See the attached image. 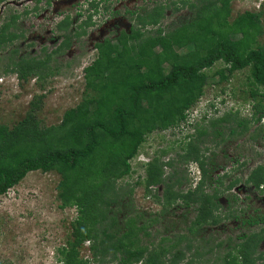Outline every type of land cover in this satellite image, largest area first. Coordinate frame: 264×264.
<instances>
[{
    "label": "trees",
    "instance_id": "16d2710c",
    "mask_svg": "<svg viewBox=\"0 0 264 264\" xmlns=\"http://www.w3.org/2000/svg\"><path fill=\"white\" fill-rule=\"evenodd\" d=\"M231 1L182 0L194 14L171 28L158 26L170 4L162 2L137 13V25L122 30L115 39L106 37L96 43L98 54L84 68L86 93L79 104L65 111L59 124L46 126L39 120L42 95L30 101L25 117L13 127L0 123V194L30 171H57L62 177L58 185L62 207L77 209L66 244L58 250L62 264H264V252L259 249L264 240V212L259 209L240 222L258 226V231L240 235L238 242L229 238L227 243L220 240L205 249L204 244L195 246L190 236L222 220L217 213V185L208 191L212 177L200 147L206 136H224L227 127L233 136L237 126L245 133L251 124L264 121V11H245L231 20ZM92 5L97 7L96 2ZM20 16L11 14L0 25V51L23 35L18 28ZM72 23L70 15L59 22L64 39L44 57L11 50L6 72L23 80L54 75L53 55L70 48L73 37L82 34L67 31ZM82 23L91 25L92 16ZM217 62L223 67L211 75H218L220 81L249 69L253 112L249 118H240L239 112L209 118L214 104L204 106L202 123L180 154V160L198 163L203 172V180L194 189H181L186 179L178 177L176 169L166 174L165 167H174L172 159L163 160L160 155L167 150L156 153L146 164L143 183L150 191L163 185L162 196L157 191L154 194L162 210L146 219L131 209L135 186L142 180L134 184L120 181L133 172L132 160L150 133L188 121L205 92L208 70ZM230 118L237 126L226 125ZM240 181L232 180L227 189ZM246 183L264 193V164L251 171ZM178 200L197 211L187 228L189 234H160L157 242L159 232L150 243L142 241L143 236L152 238L149 227L160 222V216L165 217ZM124 208L127 212L122 216ZM87 242L90 256L83 257L81 248ZM213 254L215 258L210 257Z\"/></svg>",
    "mask_w": 264,
    "mask_h": 264
},
{
    "label": "rangeland",
    "instance_id": "374dc122",
    "mask_svg": "<svg viewBox=\"0 0 264 264\" xmlns=\"http://www.w3.org/2000/svg\"><path fill=\"white\" fill-rule=\"evenodd\" d=\"M92 2H96L97 7ZM162 2L171 5L158 25L163 28H171L182 20L190 19L194 14L188 6L183 5L182 0H2L0 25L11 14L20 13L18 28L23 35L9 44L7 49L0 51V123L13 127L25 117L30 101L35 96L42 95L39 120L46 126L59 124L65 111L79 104L86 93L84 68L98 54L96 43L106 37L115 39L122 30H129L131 26L137 25V13ZM245 11H264V0L231 1V20ZM67 15L73 21L67 31L74 30L72 34H82L73 37L70 48L53 55L52 65L56 71L54 75L47 78L33 76L23 80L15 73L6 72L8 59L14 48L20 50L19 55L44 57L46 52L59 46L65 31H59L58 24ZM89 16H92L93 23L86 26L82 22ZM80 24H84L82 28ZM262 24L264 29V12ZM261 42H264V33ZM221 67L223 63L217 62L209 68L210 78L205 92L198 105L190 111L188 121L150 133L138 155L132 160L133 172L120 181L123 184H134L142 180V183L135 186L132 202L134 207L131 209L139 215L144 214V218H153L162 210L154 194L157 191L162 196L163 185L153 187V191H150L143 183L147 162L160 150H167L165 153L160 152L163 160H173L174 167H165L166 174L173 173L176 169L178 177H185L182 190L194 189L200 180L202 171L198 164L180 160V154L185 152L183 147L189 141L188 137L202 123L206 104H214L209 109V118H219L225 113L234 115L236 112L240 113V118L251 116L253 101L250 98L252 86L249 69L236 71L230 80L220 81L218 75L214 77L211 74ZM230 119L226 125L237 126ZM236 128L238 133L229 136L230 128L222 127L226 132L224 136H206L200 146L209 176L212 177L208 180V184L211 183L208 191H212L216 185L220 191V208L217 213L222 220L217 225H205L198 235L191 234L195 246L204 244L207 249L220 240L227 243L229 238H232V242H238L240 235L259 229L258 226L240 225V222L255 209L264 212V193L253 184L246 183L251 171L264 164V121L251 124L245 133L239 132L240 127ZM223 137L224 142L221 141ZM236 178L241 181L227 189L229 183ZM61 179V174L57 171H30L16 185L0 194V264H62L58 250L66 244L77 209L62 207L58 195ZM124 209L121 211L122 216L127 212ZM196 214L195 206L185 207L178 200L170 206L165 217L160 216V222L149 227L152 238L143 236L142 241L150 243L159 232L157 242L160 234L172 237L179 233L189 234L187 228ZM259 249L264 252V240ZM81 255L90 256L88 242L81 248ZM191 255L190 251L186 256L189 259ZM215 256L216 254L210 255L211 258ZM187 258L183 263L187 262ZM206 258L204 259L207 260Z\"/></svg>",
    "mask_w": 264,
    "mask_h": 264
},
{
    "label": "flooded vegetation",
    "instance_id": "af4514ba",
    "mask_svg": "<svg viewBox=\"0 0 264 264\" xmlns=\"http://www.w3.org/2000/svg\"><path fill=\"white\" fill-rule=\"evenodd\" d=\"M150 161V160H149ZM148 161V162H149ZM206 167H207V164H206ZM202 171V170H201ZM203 180V172L201 173V177H200V182Z\"/></svg>",
    "mask_w": 264,
    "mask_h": 264
},
{
    "label": "clouds",
    "instance_id": "9594fccd",
    "mask_svg": "<svg viewBox=\"0 0 264 264\" xmlns=\"http://www.w3.org/2000/svg\"><path fill=\"white\" fill-rule=\"evenodd\" d=\"M197 164H198V163H197ZM198 167H199V165H198ZM199 168H200V167H199ZM200 169H201V168H200ZM199 182H200V180L197 182V184H198ZM197 184H196V185H197Z\"/></svg>",
    "mask_w": 264,
    "mask_h": 264
}]
</instances>
